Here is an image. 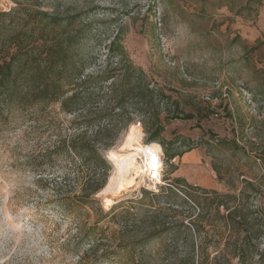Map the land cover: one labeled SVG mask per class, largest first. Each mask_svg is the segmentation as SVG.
Instances as JSON below:
<instances>
[{
	"label": "rangeland",
	"instance_id": "rangeland-1",
	"mask_svg": "<svg viewBox=\"0 0 264 264\" xmlns=\"http://www.w3.org/2000/svg\"><path fill=\"white\" fill-rule=\"evenodd\" d=\"M37 11L60 19L73 17L72 28L87 30L80 39L93 48L86 70L103 65L106 45L121 28L130 58L154 81L149 87H161L178 101L180 110L193 112L192 119L175 118L165 124L164 139L183 135L191 140L181 139L168 152L193 148L166 161L159 144L158 182L146 174H132L126 164L116 174L112 165V178L97 197L102 211L115 205L114 212L104 218L100 210L85 208L76 218L51 202L45 188V179L60 175L65 161L53 156L42 165L38 160L26 162L36 145L44 146L54 135L32 130L30 117L19 118L18 111H4L0 117V264H79L81 253L64 249L79 237L75 222L88 225L99 218L105 232L96 240L102 241V249H109L115 244V221L120 217L126 235L147 236L139 251L154 255L167 245L170 252L183 253L187 251L183 240L191 237L195 255L209 252L212 256L215 252L207 242L216 232L193 222L201 209L199 202L204 206L208 202H203L200 190L177 186L174 177L236 194L245 210L254 211L253 217L264 218V0H0V39L21 25L28 29ZM155 103L164 107L158 100ZM57 117L66 123L62 113ZM145 119L138 116L111 150L130 152L124 144L130 131L135 144L157 145L147 139ZM135 158L142 161L141 156ZM122 178L128 181L118 190ZM220 212L226 213L224 208ZM178 214L191 223L189 230L177 225ZM222 235L229 233L224 230ZM260 237L263 247L264 233ZM232 264H238L236 259Z\"/></svg>",
	"mask_w": 264,
	"mask_h": 264
},
{
	"label": "trees",
	"instance_id": "trees-1",
	"mask_svg": "<svg viewBox=\"0 0 264 264\" xmlns=\"http://www.w3.org/2000/svg\"><path fill=\"white\" fill-rule=\"evenodd\" d=\"M74 23L73 17L60 19L37 11L28 29L26 24L21 25L0 39V117L4 111H18L19 118L30 117L32 130L54 135L44 146L36 145L39 147L26 161L31 164L38 160L42 165L53 156L65 161L60 175L45 179L51 202L76 218L82 216L85 208L100 210L105 218L116 207L102 211L97 197L112 169L106 151L113 149L129 125L142 116L146 117L143 122L147 139L162 146L166 161L179 157L193 146L174 153L168 152L169 146L181 139L184 143L191 140L183 135L164 139L161 133L168 121L192 119L193 112L180 110L178 101L161 87H149L154 81L130 58L121 28L106 45L103 65L86 70L93 48L82 44L80 39L87 30L72 28ZM155 100L164 107L161 109ZM58 113L65 116L66 123L57 120ZM173 181L180 188L200 190L203 202H208L206 206L199 202L201 209L193 222L202 230L207 227L216 232L207 242L215 252L212 256L209 252L195 255L191 237L183 240L187 248L183 253L170 252L167 245L154 255L139 251L147 236L126 235L123 217L115 221L117 238L109 249H102V241L96 240L105 232L98 225L99 218L88 225L77 220L74 226L79 237L64 249L81 253L79 264H145L149 260L152 264H221V260L232 264L234 259L238 264H248L249 260L250 264H264V246L260 243L263 216L253 217L254 211L245 210L236 194L190 185L181 177H174ZM220 208L226 213H221ZM178 216L177 225L189 230L187 224L191 223L184 222L185 216ZM224 230L229 235L223 236ZM202 242L199 241L201 246Z\"/></svg>",
	"mask_w": 264,
	"mask_h": 264
},
{
	"label": "bare ground",
	"instance_id": "bare-ground-1",
	"mask_svg": "<svg viewBox=\"0 0 264 264\" xmlns=\"http://www.w3.org/2000/svg\"><path fill=\"white\" fill-rule=\"evenodd\" d=\"M134 133L130 131L126 134L124 144L130 149V152L117 153L111 150V159L120 161L132 168V174L148 175L152 181H160L161 159L159 157L160 146L154 144L138 145L133 140ZM141 156L142 161L139 163L135 157ZM131 172L127 175L130 177ZM126 176V177H127ZM127 178H122L117 186L118 190L124 189ZM105 188V187H104ZM103 188V189H104Z\"/></svg>",
	"mask_w": 264,
	"mask_h": 264
},
{
	"label": "water",
	"instance_id": "water-1",
	"mask_svg": "<svg viewBox=\"0 0 264 264\" xmlns=\"http://www.w3.org/2000/svg\"><path fill=\"white\" fill-rule=\"evenodd\" d=\"M110 152H111V150H108V151H106V153H105V156H106V158L111 162V164L114 166V168H115V173L117 174L118 172H122V170L124 169L123 168V165H124V163H122V162H120V161H114L113 159H111V155H110ZM112 166V167H113ZM112 178V177H111ZM111 178H110V176L108 177V179H107V181H109V180H111ZM106 184H107V182H106ZM105 184V185H106ZM105 187V186H104Z\"/></svg>",
	"mask_w": 264,
	"mask_h": 264
},
{
	"label": "built area",
	"instance_id": "built-area-1",
	"mask_svg": "<svg viewBox=\"0 0 264 264\" xmlns=\"http://www.w3.org/2000/svg\"><path fill=\"white\" fill-rule=\"evenodd\" d=\"M205 99L209 100V101H214L210 96L206 95Z\"/></svg>",
	"mask_w": 264,
	"mask_h": 264
}]
</instances>
